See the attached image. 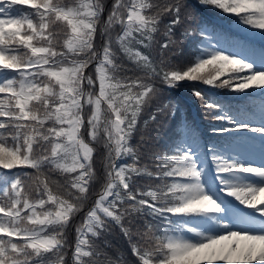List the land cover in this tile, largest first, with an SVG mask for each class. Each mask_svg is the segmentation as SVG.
Returning <instances> with one entry per match:
<instances>
[{"label": "snow or ice", "instance_id": "6c2138e0", "mask_svg": "<svg viewBox=\"0 0 264 264\" xmlns=\"http://www.w3.org/2000/svg\"><path fill=\"white\" fill-rule=\"evenodd\" d=\"M199 4L264 35V0ZM188 7L185 0H113L105 19L104 0H0V264H264V223L260 230L233 227L206 191L191 148L157 151L141 163L144 154L129 143L158 83L175 87L187 79L236 91L264 86V70L215 46L206 58L173 62L175 37L207 38L185 15ZM164 17L170 19L160 57L150 59V51L138 49H152ZM117 52L132 68L117 62ZM195 94L210 115L216 106ZM168 107L158 105L150 119ZM251 130L264 133V127ZM92 142L103 144L104 172L90 204L98 180ZM122 156L131 163L118 164ZM210 159L220 191L264 218V185L221 175L264 179V167L215 152ZM137 176L147 183L139 185ZM113 232L126 241L123 251L113 250Z\"/></svg>", "mask_w": 264, "mask_h": 264}, {"label": "trees", "instance_id": "16d2710c", "mask_svg": "<svg viewBox=\"0 0 264 264\" xmlns=\"http://www.w3.org/2000/svg\"><path fill=\"white\" fill-rule=\"evenodd\" d=\"M188 4V11L185 13L187 18L193 22V25L199 24L201 30L206 31L207 38L198 34H191L185 36L183 39L175 37L177 39L179 47L176 49L177 54L172 57L173 62L176 64H187L194 62L197 57L206 58L208 52L206 49H210L215 46L216 50L223 51L228 55H237L241 59L250 63L249 56L246 53L252 54L254 42H251L246 37L235 33L228 28L225 23L231 25L239 24L238 18L229 14H223L220 10L205 8L199 4V0H185ZM113 0H104L105 14L104 18H107V12L110 11ZM20 7V6H18ZM18 12L19 9H16ZM168 17L162 18V24L160 31L155 35V42L150 50H143L142 54H149L151 52V58L159 59L160 48L159 45L164 42L165 25L169 22ZM254 30V29H252ZM183 30L181 29V32ZM257 31V30H256ZM116 32H113L115 36ZM102 41L98 40V44ZM260 45V44H259ZM122 53L117 52V62L126 65L128 68H132L133 62L127 60L126 57L122 59ZM169 55H172L169 53ZM209 69H205L208 71ZM227 71V69H226ZM89 74H94V68L89 69ZM139 74V73H137ZM120 75H133L131 71L127 73H121ZM223 79V78H221ZM157 87L160 89L158 96L153 99L147 106L143 108L137 117L136 131L133 132L130 137L129 143L134 148L144 154L141 163H149V158L152 153L157 151L163 152H175L177 149L185 150L191 148L196 154L198 161L205 160V145L208 144L212 152L218 155L226 156L228 159L236 158L241 160L243 155L239 151V147L230 137L219 135L221 132L218 129H235L236 124H249L251 127L248 129L260 127L261 115H263L264 108L259 99L255 98L252 94L245 97L244 100H236L228 97H220L211 91L216 93L234 94L237 91L230 87H218L216 85H209L203 81L182 80L177 82V86L169 87L165 84L158 83ZM258 89L257 87H254ZM200 93V97L207 102V104L215 105L216 107L208 110L210 115H206V109L202 106L200 98L195 94ZM160 104H168L169 107L163 116L157 115V120L152 121L150 117L156 111V107ZM245 105L242 108L241 105ZM199 113L200 119L203 122L208 133H211L208 137H205L201 130L195 124L194 112ZM213 116H224L226 119H211ZM145 121H148L145 124ZM85 142H89L90 137L86 134L83 137ZM143 141V142H142ZM93 147L94 157V169L97 171L98 180L96 186L92 189V199L95 198V194L100 191L103 184V163L102 157L104 155V147L102 143L92 142L89 144ZM118 164L131 163V156H122L118 161ZM9 174H12L18 170H7ZM208 179V183L212 186V181L209 178L207 172L204 174ZM244 176L242 174H231L232 178ZM58 179V177H53ZM147 177L137 176L136 181L139 185L143 186L147 183ZM82 222V216L78 215L73 220L72 229L69 232V237L74 241L75 239V227ZM118 231V229H117ZM113 250L120 249L123 251L127 247L126 241H121L120 237L113 232L112 236ZM126 240V238H125ZM109 251H111L109 249ZM111 254V253H110ZM115 254L114 252L112 253ZM126 255V254H125Z\"/></svg>", "mask_w": 264, "mask_h": 264}, {"label": "rangeland", "instance_id": "374dc122", "mask_svg": "<svg viewBox=\"0 0 264 264\" xmlns=\"http://www.w3.org/2000/svg\"><path fill=\"white\" fill-rule=\"evenodd\" d=\"M237 28H239L240 30H242L244 32L253 33L251 30H249L248 28H246L244 26L242 27L241 25H238ZM256 36H262V34L258 31ZM258 57H260V58H258L256 60L255 59L253 60V57H252L251 58L252 61L250 63H252L253 68L255 70H264V55L261 54ZM253 87H255V86H253ZM261 87H264V86H261ZM261 87H259V88H261ZM250 88H252V87H249V88L241 90V91H237V94L243 93L245 91L251 92L252 90ZM263 127H264V125H263ZM262 136L264 137V133H262ZM248 161H249V164L264 167V152L260 151L259 149H255L253 156L251 158H248ZM205 165H206L205 160H204V162L199 161V167H201L203 169L202 178H201L202 183L205 185L206 191H208L210 194H212L214 196V198H217L218 202H220L222 207L225 208V211H226V217L225 218L232 221L233 227L248 228L250 230H260V225L264 222L255 221L256 223H253V219L244 218L242 216V214L238 211H235L231 207V205H224L222 203V196L220 195L219 191L214 186V183L212 182V186H210V184L208 183V179L206 178V176H204V174L207 172L209 178L210 179L212 178V175L210 173H208V171H210L209 164H207V166H205ZM231 180L238 182V183H252V184L264 185V179L257 177L255 175H253L248 180H246L244 178L231 179ZM260 197L262 199H264V194H260ZM217 229H218V226L214 225L212 230H217Z\"/></svg>", "mask_w": 264, "mask_h": 264}, {"label": "clouds", "instance_id": "9594fccd", "mask_svg": "<svg viewBox=\"0 0 264 264\" xmlns=\"http://www.w3.org/2000/svg\"><path fill=\"white\" fill-rule=\"evenodd\" d=\"M125 111H127V109Z\"/></svg>", "mask_w": 264, "mask_h": 264}]
</instances>
